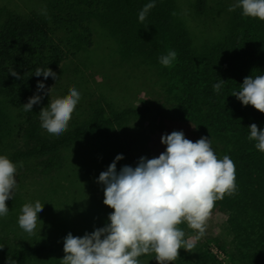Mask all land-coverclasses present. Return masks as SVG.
Wrapping results in <instances>:
<instances>
[{"label":"trees","instance_id":"obj_1","mask_svg":"<svg viewBox=\"0 0 264 264\" xmlns=\"http://www.w3.org/2000/svg\"><path fill=\"white\" fill-rule=\"evenodd\" d=\"M26 1L27 5L19 8L17 3H0V140L6 139L12 145L10 158L24 163L29 175L26 178L61 169L63 149L70 143L92 138L114 140L113 129L119 123L140 115L135 108L106 113L103 106L97 105L92 107L89 120L57 137L46 135L40 127L39 111L47 107L50 92H44L31 111L23 109V103L37 94L38 80L44 81L46 89L53 83L52 76L32 74L35 69L49 67L54 72L86 47L83 41L91 33L87 22L98 19L101 26L128 45L135 43L140 58L165 77L159 93L162 103L153 98L158 116L151 134L133 138L139 157L158 156L166 147L161 135L173 130H182L193 142L201 136L210 137L218 157L227 154L233 160L236 183L233 194L214 202L210 217L215 213L227 215L234 239L247 247L237 250L239 260L247 258L250 241L258 238L263 246L255 254L264 256V152L248 139L249 124L264 127V112L251 104L243 105L231 94L245 76L264 72V20L243 16L236 8L227 14L226 31L221 37L194 48L190 32L177 14L180 0H156L142 22L138 12L148 0ZM192 1L197 14L224 6L219 2L211 5L210 0ZM59 30L64 34H58ZM169 49L177 52V58L166 67L158 57ZM13 69L20 73L19 79L9 73ZM221 79L224 84L216 92L212 85ZM0 244L4 245L0 247V264H8V260L28 264L51 250L50 241L44 237L15 242L0 234ZM202 247L197 248L188 264H217L209 244ZM217 247L222 245L218 243Z\"/></svg>","mask_w":264,"mask_h":264},{"label":"rangeland","instance_id":"obj_2","mask_svg":"<svg viewBox=\"0 0 264 264\" xmlns=\"http://www.w3.org/2000/svg\"><path fill=\"white\" fill-rule=\"evenodd\" d=\"M180 1L177 14L190 32L194 48L210 39L217 40L225 33L224 22L230 12L228 7L234 0H210L208 3L211 5L219 2L224 5L223 8H207L204 13L198 14L194 12L192 0ZM1 2L17 3L18 8L28 3L26 0H0ZM87 23L91 27V33L84 31L87 34L83 41L86 47L83 46L77 54L61 63L54 71L57 78L53 79L50 88L51 100L66 96L73 87L81 93L65 131L89 120L92 107L97 105L103 106L106 113L135 108L140 115L119 123L113 129L116 135L114 140L92 138L70 143L63 149L64 166L49 175L26 178L29 175L24 171V163H18L17 187L13 198L6 200L9 212L0 217V234L15 242L43 237L50 241L51 250L28 264H61V258L65 254L63 237L68 232L83 235L85 231L91 232L95 227L107 223L108 213L113 209L103 203L104 186L96 178L101 171L106 170L118 153H122L123 158L116 162L117 170L125 164L135 166L139 150L136 149L133 138L151 134L158 116L153 98L162 103L159 93H162L165 77L156 67L140 58L136 51L138 46H133L135 43L128 45L119 35L110 33L100 25L98 19ZM57 33L64 34V30ZM144 106L149 109L145 111L142 108ZM44 133L53 136L45 130ZM12 149L8 140H0V153L10 157ZM35 200L40 201L43 210L39 214L41 220L38 219L36 230L29 234L18 226L17 217L24 203ZM226 218L227 215L218 213L212 218L209 216L205 233L199 239L196 238V230L181 223L179 227L184 229L187 239L195 241V247L191 251L180 248L175 261H170L169 264H188L194 259L197 248L204 247L206 243L216 255L217 264H264V256L255 254V250L263 246L261 238L251 240L247 258L239 260L237 250L247 247L241 246L234 239ZM218 243L222 248L217 247ZM154 255L149 253L139 257L141 264H158Z\"/></svg>","mask_w":264,"mask_h":264},{"label":"clouds","instance_id":"obj_3","mask_svg":"<svg viewBox=\"0 0 264 264\" xmlns=\"http://www.w3.org/2000/svg\"><path fill=\"white\" fill-rule=\"evenodd\" d=\"M156 0H148L138 12V20L144 21ZM241 9V15L264 20V0H234L228 11ZM177 52L169 49L158 61L170 67ZM20 78L15 69L10 70ZM47 78L57 75L49 67H37L32 73ZM224 79L212 85L219 92ZM45 88L43 80L37 81V94L23 103L25 112L41 101ZM243 105L251 104L264 112V72L247 75L238 89L231 92ZM81 98V93L70 88L64 97H56L39 111L40 127L53 136H60L68 127L72 113ZM248 139L254 147L264 152V127L256 123L248 125ZM161 143L166 145L158 156H140L135 166L122 165L117 170L116 162L123 158L116 154L112 162L96 178L103 187V203L113 211L108 213L107 223L95 227L83 235L68 232L63 237L64 255L61 264H141L139 257L154 253L158 264L174 262L179 249L191 251L195 241L186 238V223L196 230V238L203 236L206 221L214 202L236 190L235 164L229 155L218 157L212 148L210 137L201 136L195 142L185 137L182 130L162 134ZM9 156L0 154V217L9 212L6 200L13 198L17 187V166ZM39 200L26 202L17 217L18 226L31 234L37 228L42 212ZM0 244V247H3ZM8 264L12 261L8 260Z\"/></svg>","mask_w":264,"mask_h":264}]
</instances>
